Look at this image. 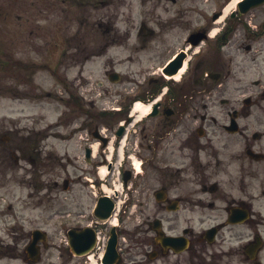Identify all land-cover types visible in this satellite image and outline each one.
<instances>
[{
    "label": "flooded vegetation",
    "instance_id": "1",
    "mask_svg": "<svg viewBox=\"0 0 264 264\" xmlns=\"http://www.w3.org/2000/svg\"><path fill=\"white\" fill-rule=\"evenodd\" d=\"M89 4L101 11L87 23L98 38L84 36V47L53 68L56 126L12 130L7 168L28 184L42 166L62 169L55 199L66 186L72 201L93 194V206L97 166L121 167L117 264H260L256 251L251 260L258 235L227 222L242 210L255 216L252 200L264 209V118L252 112L264 104V6L252 25L223 15L225 0ZM69 216L80 228L84 212ZM13 232L24 252L27 233ZM21 260L34 264L26 253Z\"/></svg>",
    "mask_w": 264,
    "mask_h": 264
},
{
    "label": "rangeland",
    "instance_id": "2",
    "mask_svg": "<svg viewBox=\"0 0 264 264\" xmlns=\"http://www.w3.org/2000/svg\"><path fill=\"white\" fill-rule=\"evenodd\" d=\"M90 1L95 3L96 0H86V5H62L60 0H0V137L6 136L8 129H50L57 111L52 98L47 95L53 94L58 86L48 69L58 67L61 60L67 63L70 54L84 47V36L91 34L94 37L87 23L95 21L101 11L94 9ZM260 10L263 9L252 10L246 16L252 25L258 24ZM120 13L126 16L129 10L124 5L120 7ZM254 77L250 76V79ZM253 113L264 118V105L256 106ZM252 129H260V126L253 122ZM47 166L43 168L42 183L48 188L40 195L33 192V197L28 195L31 189L20 183L19 173L15 178L6 179L4 168L0 166V240L10 242L13 230L18 235H22L19 232L22 228L45 230L51 247L41 252L38 264H47L60 255L56 247L64 239L65 230L62 227L61 234L56 235L59 221L54 215H64L75 209L87 213L91 201L82 191L77 193L78 202L72 201L70 192L54 199L47 183L51 184L56 176L63 178L65 174L62 169ZM258 205V201L252 200L254 213L259 210L262 214ZM236 229L245 231L246 225ZM60 250L67 256L65 247ZM260 259L264 262V250ZM9 264L15 263L10 261Z\"/></svg>",
    "mask_w": 264,
    "mask_h": 264
},
{
    "label": "water",
    "instance_id": "3",
    "mask_svg": "<svg viewBox=\"0 0 264 264\" xmlns=\"http://www.w3.org/2000/svg\"><path fill=\"white\" fill-rule=\"evenodd\" d=\"M263 2H264V0H243L242 2H240L237 5V7L241 13H245L249 9L261 5ZM98 216L100 218L107 217L106 210H103L102 212L99 211ZM38 232L39 231L34 232V235ZM68 237H69L70 248L78 255H81V254L87 252L92 247L93 242H94V234L91 230L86 232L83 239L73 240V236H72L71 232L68 233ZM115 244H116V236L114 234V229H112L110 239H109L108 245H107V251H106V254L103 258V263L111 264L115 260L114 259V257H115Z\"/></svg>",
    "mask_w": 264,
    "mask_h": 264
},
{
    "label": "bare ground",
    "instance_id": "4",
    "mask_svg": "<svg viewBox=\"0 0 264 264\" xmlns=\"http://www.w3.org/2000/svg\"><path fill=\"white\" fill-rule=\"evenodd\" d=\"M239 0H231L228 5L226 6L225 8V13L228 12L229 10H231L232 8L235 7L236 3L238 2ZM105 172V171H104Z\"/></svg>",
    "mask_w": 264,
    "mask_h": 264
}]
</instances>
